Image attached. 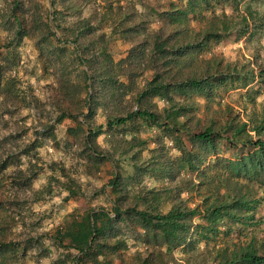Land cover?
Returning <instances> with one entry per match:
<instances>
[{
  "label": "trees",
  "instance_id": "1",
  "mask_svg": "<svg viewBox=\"0 0 264 264\" xmlns=\"http://www.w3.org/2000/svg\"><path fill=\"white\" fill-rule=\"evenodd\" d=\"M241 1L141 0L138 10L132 0H1L8 49L0 56V124L8 129L0 133V264H39L41 241L10 206L25 211L40 170L37 137L54 140V126L66 118L74 125L64 134L76 141L82 173L89 179L102 161L110 166L98 189L107 186L109 207L62 213L52 231L42 232L56 251L51 264H264L258 235L264 218L257 211L263 202L249 189L264 184V111L249 110L242 119L229 103H216L218 89L244 87L252 76L212 52L231 26L239 34L248 21L260 22L249 4L240 12ZM219 5L229 13L217 12ZM114 36L127 44L119 59L110 50ZM23 37L52 77L46 103L56 113L54 125L41 124L30 141H23L27 125L15 110L32 105L42 112L46 105L12 73L9 47ZM245 91L239 97L254 103ZM236 103L245 112V102ZM97 111L102 123L94 121ZM103 130L108 135L99 144ZM51 164L57 175H48L47 191L61 186L63 201L84 194L75 173ZM147 218L161 220L164 229L143 225L140 232ZM126 230L141 249L126 253ZM234 230L247 232L244 243L215 246L219 232Z\"/></svg>",
  "mask_w": 264,
  "mask_h": 264
},
{
  "label": "rangeland",
  "instance_id": "2",
  "mask_svg": "<svg viewBox=\"0 0 264 264\" xmlns=\"http://www.w3.org/2000/svg\"><path fill=\"white\" fill-rule=\"evenodd\" d=\"M135 4V7L138 10H141L143 7V3L141 0H132ZM1 2V0H0ZM44 2V0H41ZM249 4L250 9L256 13L257 16L261 17L259 21H248L247 28L243 30L242 33L237 34L236 30L231 29L229 32L223 35V39L216 45L212 47V52L214 54H220L222 56V63L231 62L235 63L236 67H240L242 72L249 70L252 76L247 78L248 84L244 87L237 86L235 82L233 85L235 88L229 89L226 92L221 91L220 89L217 92L220 94V98L216 100V103H229L233 106V108L237 111L240 118L244 119V113L249 110H253L254 112L264 111V0H242L240 2V12L244 13V5ZM1 7V6H0ZM220 9H223L227 13H229L230 9L228 6H217L216 11L218 12ZM156 24H151V27H155ZM4 35L5 32L0 30V56L7 49L4 46ZM10 35L6 39V42L9 41ZM110 50L112 53L113 59H119L125 54V50L127 44L124 43L117 36L113 37L112 43L110 44ZM10 56H14L16 63L13 65L12 73L16 77V81L21 88L30 87L33 95H35L41 101H44L45 108L41 112L39 109H35L32 105L27 107H19L16 109V113L14 115L15 119H23L24 123L27 125V130L25 134L22 136L23 141H30L34 138V132L40 131V125L43 123H48L54 125L53 118L55 116V110L50 106L49 103H46L49 99V92L46 85L52 83V77L47 73H44L40 67V63L37 60V52L35 50L34 43L28 37H23L21 41H19L15 46L9 47ZM208 54H206L207 56ZM82 67V66H81ZM247 88V91L245 89ZM244 91L254 98V103L250 104L246 99L241 96L239 97L238 93H244ZM244 96V95H243ZM241 99L245 102V112H242L241 106L236 103V100ZM155 104L159 107L164 104L163 101L157 100ZM217 105V104H215ZM6 117V116H5ZM49 119V120H48ZM95 123H102L103 119L101 116V112L97 111L94 116ZM138 123L144 126V122L139 119ZM12 123L9 124L11 126ZM74 123L70 119H64L61 123L57 124L53 128L54 140L50 139L47 136L40 135L37 137L38 147H37V155L39 159L37 160L38 165L40 166V170L35 176V184L38 185L39 191L36 194H33V201H28V205L31 203V208H33L36 214L30 212V209L27 207L22 214V211L18 209H11V214L14 218L18 219L21 215H24L25 220V229L29 230L33 236L39 238V240L43 243L41 245H45L43 252L41 251V255L37 256V261L39 264H51L56 255V251L54 250L52 244H50V239L42 235L41 228H48V231H52L54 228V224L57 225L60 221L61 214L66 212H72L76 215L82 214L87 208H95V207H109L108 201L105 199V195L107 194L108 188L107 186L103 187L104 192H100L99 187L104 185L108 178L110 177V166L108 162L102 161L99 166L98 171L95 176L92 178H87L84 173H82L81 163H84L83 159L77 156L78 147L76 141L72 136H68L64 134V129L67 126H72ZM8 129L4 128L2 124H0V133L3 134ZM153 129L148 130V134H153ZM108 132L103 130V133L97 136V142L102 144V137H106ZM37 136V135H35ZM186 138V137H184ZM173 152H175L173 150ZM229 152L224 153L223 156L229 158ZM56 163L63 165L66 170L70 173H75L76 178L82 185L80 184L81 189L83 190V195H77L74 197L67 198L65 201L62 200V197L66 195V190L61 186L52 183L49 186L47 185V177L51 173L57 175L56 171H51L48 168V164ZM52 165V164H51ZM61 179V177L59 176ZM147 183H152L151 179H145ZM87 184L86 189L84 186ZM85 184V185H84ZM249 189L254 190L253 196L258 197L263 202V205L257 209L258 215H261L264 218V184L261 185V188L257 187V184H250ZM182 196H185V193H180ZM194 198V197H193ZM60 212L59 216L58 213ZM22 217V216H21ZM59 217V218H58ZM57 221V222H56ZM197 221V220H195ZM149 226L152 230L160 232L164 229L165 224L161 220L147 218L146 221L142 224V227L139 228L140 232H142V228L144 226ZM19 227V226H18ZM225 226L221 225L220 229H224ZM258 235L264 237V222L260 225ZM240 234H236L234 230L228 236L223 235L221 232L217 234L214 238L215 246H227L231 248V241L242 244L246 241L247 232L240 230ZM126 239H127V252L132 253L134 249L137 248L138 245L134 243V240L127 230L125 231ZM45 241H48L47 244ZM45 243V244H44ZM198 247H202V243L197 244ZM46 247L48 249H46ZM180 246L174 245L171 248L174 256L179 255ZM138 249H141V246H138ZM32 255V258L35 257ZM116 261H114L115 263ZM22 264H33L27 260H23Z\"/></svg>",
  "mask_w": 264,
  "mask_h": 264
},
{
  "label": "crops",
  "instance_id": "3",
  "mask_svg": "<svg viewBox=\"0 0 264 264\" xmlns=\"http://www.w3.org/2000/svg\"><path fill=\"white\" fill-rule=\"evenodd\" d=\"M36 179H37V178H36ZM36 179H35V177H33L32 180H31V192L29 193V194H30V197H31L33 194H36V193L39 191V188L37 187L38 185L35 184V180H36ZM29 194H28V195H29ZM30 197H29V200H28V201H30V200L33 201L32 198L30 199ZM31 203H32V202H31ZM31 203H30L29 205H28V203H27V205L25 206V209L28 207V208L30 209V212L36 214L35 210H34L33 208H31V206H32ZM30 205H31V206H30ZM13 208H14V209L16 208V209L22 211L21 208L15 206V205L10 206V209H13ZM25 209H24V210H25ZM23 212H24V211H22V214H23ZM59 214H60V212L58 213V216H59ZM61 215H62V214H61ZM21 216H23V215H21ZM21 216H20V218H21ZM20 218H19V219H20ZM58 218H59V217H58ZM17 220H18V219H17ZM56 222H57V221H56ZM24 225H25V224H24ZM57 225H58V224H57ZM57 225L54 224V228H55ZM18 228H19V227H18ZM54 228H53V229H54ZM53 229H52V230H53ZM44 230L48 231L49 229H48V228H41V231H44ZM47 242H48V241H45L46 244H47ZM41 243H42V242H41ZM45 243H44V244H45ZM42 244H43V243H42ZM44 246H45V245H44ZM44 246L42 245L43 248H44ZM46 249H48V248L46 247ZM29 262H31V263L34 264V262L31 261V260H30Z\"/></svg>",
  "mask_w": 264,
  "mask_h": 264
}]
</instances>
